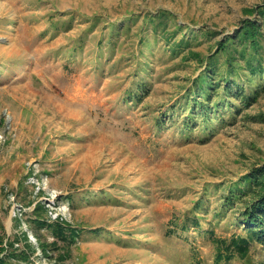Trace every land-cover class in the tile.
<instances>
[{
  "label": "rangeland",
  "instance_id": "rangeland-1",
  "mask_svg": "<svg viewBox=\"0 0 264 264\" xmlns=\"http://www.w3.org/2000/svg\"><path fill=\"white\" fill-rule=\"evenodd\" d=\"M263 5L0 0V257L264 264L240 218L262 195L264 65L231 74L216 54ZM214 64L240 92L220 87L206 119Z\"/></svg>",
  "mask_w": 264,
  "mask_h": 264
},
{
  "label": "trees",
  "instance_id": "trees-1",
  "mask_svg": "<svg viewBox=\"0 0 264 264\" xmlns=\"http://www.w3.org/2000/svg\"><path fill=\"white\" fill-rule=\"evenodd\" d=\"M257 13L260 15L258 18H246L243 21L241 28L238 29L237 35L226 36L223 39H219L217 43V53H223L225 56L224 64L226 66V72L233 73L235 68L247 67L248 71L252 74H261L264 65V56L262 55V39L264 38V5L257 9ZM262 22V23H260ZM209 69L206 70L205 76L199 78V83L201 84L195 92L200 93L203 89L208 87V96L206 100H201L194 98V104L201 103L209 105L208 109H204L205 118L208 119L210 111L214 113L219 110L222 101H215L214 103H209L213 101V96L218 94L219 88L222 87L225 93H229L232 90H239V86L234 88L231 80L227 81V84L221 86V80L228 79L227 75H222L221 66L219 65H209ZM207 78V79H206ZM206 79V80H205ZM210 96V98H208ZM198 99V100H196ZM195 111H197L195 109ZM189 117V116H188ZM188 117L186 119H188ZM185 125L190 124L189 121H185ZM251 178L254 180L255 185L260 187L262 190V195L259 197L257 203L245 206L244 211L240 213V218L248 224V230L250 233L254 234L259 240L264 241V166L252 174ZM249 178V180H251ZM253 187V186H252ZM49 228L54 232L55 236L59 240H64L65 243L73 242L71 235L67 231V227H62L61 225L49 224ZM17 252L13 255L8 254L7 256L0 257V264H12L10 260L14 259ZM23 259V257H21Z\"/></svg>",
  "mask_w": 264,
  "mask_h": 264
}]
</instances>
